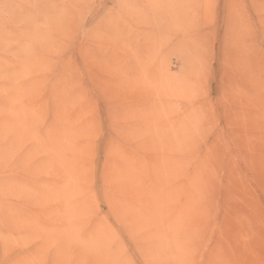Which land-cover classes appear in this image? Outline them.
<instances>
[{"label":"rangeland","instance_id":"obj_1","mask_svg":"<svg viewBox=\"0 0 264 264\" xmlns=\"http://www.w3.org/2000/svg\"><path fill=\"white\" fill-rule=\"evenodd\" d=\"M0 264H264V0H0Z\"/></svg>","mask_w":264,"mask_h":264}]
</instances>
